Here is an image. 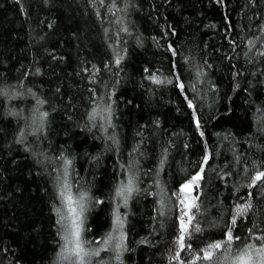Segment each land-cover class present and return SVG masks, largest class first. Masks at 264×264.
Here are the masks:
<instances>
[{"label": "trees", "instance_id": "obj_1", "mask_svg": "<svg viewBox=\"0 0 264 264\" xmlns=\"http://www.w3.org/2000/svg\"><path fill=\"white\" fill-rule=\"evenodd\" d=\"M258 172L264 0H0V264L72 263L65 185L102 245L84 264H224L264 245ZM197 174L201 231L174 259L177 193ZM229 227L240 239L196 260Z\"/></svg>", "mask_w": 264, "mask_h": 264}, {"label": "snow or ice", "instance_id": "obj_2", "mask_svg": "<svg viewBox=\"0 0 264 264\" xmlns=\"http://www.w3.org/2000/svg\"><path fill=\"white\" fill-rule=\"evenodd\" d=\"M116 63L117 64L119 63V58L117 59ZM153 79L156 83H160V81L155 80V78H153ZM180 87L182 88L183 85H180ZM189 107H192L191 103H189ZM42 116L46 117L47 113H42ZM197 127H199L198 122H197ZM204 162L205 163L207 162V157H205ZM201 171H203V169H201ZM201 178L202 177L199 174L193 176L192 179L188 183L181 186L179 193H177V197L179 199V204L182 206V211H181V215L179 216V235L175 241V244H176L178 251H176L175 256L173 257L174 259L179 258L181 251H185L186 249L187 250L192 249L191 243H188V244L185 243L186 236L190 239L193 232H200L201 231V229L199 227L193 225L194 216L190 215L192 208L198 207L195 203V201H196V199H198V197H191L190 198V196L188 195L191 192L193 186H196V187L199 186L198 181ZM262 179H264V172H258L256 174V176L254 177V179L252 180V185H250V186H254L257 181H260ZM132 191H133L132 182L129 181L127 186L122 187V188L117 190V195L118 196H124L125 203H126L127 198H128V196L131 195ZM181 194H184V195H181ZM63 195H64V193L61 192V196H63ZM68 199H69V202L71 203V197H69ZM81 200H83V196H81ZM250 207H251L250 204H247L244 206H240V205L237 206L236 214L233 216V218L231 220L232 227H234L236 225L237 217L243 215L247 211V209ZM83 210H84L83 204L80 205V211L79 212H77L76 208L71 207V206L69 207V212L72 214V216H71V230H70V232H67L62 237V239H64L66 242L65 243V250H67L68 245H71L72 254L75 257H77L81 262H83L84 258L89 255V252L85 251V248H84L85 241H83V239H82L83 221L81 219V214L83 213ZM64 219H65V217L61 216V221H58V223H61ZM114 223H115L117 229H120L123 227V224H122V221H121L119 215L116 216ZM232 227H229L227 229V231L225 233V240L224 241L209 243L205 249H202L203 256L202 257L199 255L196 256V260H200V259L212 260L214 250H220L221 248L225 247L226 245L230 246L234 239L239 240L240 239L239 236L233 237ZM111 239H112V237L110 236L108 238V240L104 241V243L107 244L109 242V240H111ZM257 239L264 240V237H257ZM87 243H91V242H87ZM116 247L120 248V247H122V244H118ZM251 248H252L251 245L246 246V249H251ZM261 251H264V248H262ZM92 254L98 255V253H92ZM251 258H252L251 252L246 250L245 254L241 255L239 257L240 264H249V261L251 260ZM117 259H119V256H117ZM192 264H195V260L192 261ZM262 264H264V261H262Z\"/></svg>", "mask_w": 264, "mask_h": 264}, {"label": "rangeland", "instance_id": "obj_3", "mask_svg": "<svg viewBox=\"0 0 264 264\" xmlns=\"http://www.w3.org/2000/svg\"><path fill=\"white\" fill-rule=\"evenodd\" d=\"M61 192L64 193V195L62 196V216L65 217V219L62 221V223H63V232L65 235L67 232H70V230H71V216H72V214L69 212V207L70 206L74 207V208H76L77 212H79L80 211V205L83 204L82 203L83 201L78 196L76 197V195L72 192V190H69L66 185H65V189H63V191H61ZM192 193H193V191L191 190V192L188 194L190 196V198L194 197L193 195H191ZM69 197H71V203L69 202V199H68ZM190 215H191V212H190ZM83 216H84V210H83V213L81 214V219L84 223ZM60 220H61V218H60ZM115 229H116V226H115ZM83 230L84 229L82 227V239H83V241H85L84 248H85V251L89 252V255L84 258L83 262H81L77 257H75L72 254L71 245H68L67 250H65V243L66 242L64 240L63 248H62L61 253H60V258L63 262L69 261L71 263V260H73L71 264H84L90 259V257L96 256L95 254H92V253H97L98 251L95 250V248H100L98 246H102V245H97L98 243H94V244L93 243H87L89 241H87V239L84 238ZM114 231L115 232H113L111 234L113 239H114L116 230H114ZM262 248H264V245H254V246H252L251 249H246V247L241 248V249H237L235 251V253L233 254V256L229 255V257L225 258L224 264H226V262H227V264H240L239 257L241 255H244L246 250L251 252L252 258L249 261V264H262V261H264V251H261ZM101 249H103V247ZM229 258H230V260H229Z\"/></svg>", "mask_w": 264, "mask_h": 264}]
</instances>
